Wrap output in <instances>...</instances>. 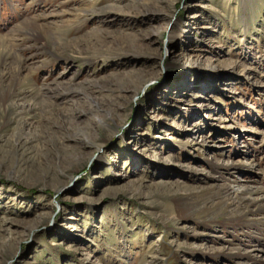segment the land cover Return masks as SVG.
Wrapping results in <instances>:
<instances>
[{
	"label": "rangeland",
	"instance_id": "rangeland-1",
	"mask_svg": "<svg viewBox=\"0 0 264 264\" xmlns=\"http://www.w3.org/2000/svg\"><path fill=\"white\" fill-rule=\"evenodd\" d=\"M253 190L264 0H0V264H264Z\"/></svg>",
	"mask_w": 264,
	"mask_h": 264
},
{
	"label": "bare ground",
	"instance_id": "bare-ground-1",
	"mask_svg": "<svg viewBox=\"0 0 264 264\" xmlns=\"http://www.w3.org/2000/svg\"><path fill=\"white\" fill-rule=\"evenodd\" d=\"M44 91L43 93L47 96H55L56 98H66V97H70L72 93H70L68 90H55V89H51L50 87H44L43 88ZM70 95V96H69ZM76 110H69V111H61V110H57L56 111V116L58 118L61 119H68L70 118ZM84 111V110H83ZM29 126V125H28ZM20 141V140H19ZM25 147L24 143L22 142H17V144L15 145V148L18 150H21ZM249 198L247 199V201H250L253 205H259L260 203L262 204V202H264V193H262L260 190H253L251 192H249ZM248 196V195H247ZM252 197V198H251ZM242 198V197H241ZM240 198V199H241ZM240 201V200H238ZM244 202V201H242ZM241 202V203H242ZM240 203V202H239ZM243 204V203H242ZM248 205V204H247ZM243 206V205H241ZM245 207V206H244ZM253 207V206H252ZM258 207V206H257ZM260 208V207H259ZM251 209V208H250ZM3 231H7V229H3Z\"/></svg>",
	"mask_w": 264,
	"mask_h": 264
}]
</instances>
